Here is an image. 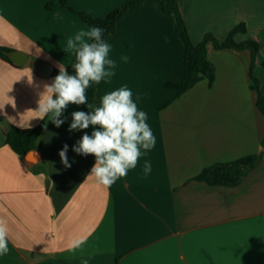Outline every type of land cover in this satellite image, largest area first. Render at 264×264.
I'll use <instances>...</instances> for the list:
<instances>
[{"label": "crops", "instance_id": "0c3cea01", "mask_svg": "<svg viewBox=\"0 0 264 264\" xmlns=\"http://www.w3.org/2000/svg\"><path fill=\"white\" fill-rule=\"evenodd\" d=\"M62 1L103 18L129 0H0V48L67 68L73 58L63 50L67 40L90 26ZM177 3L195 45L208 34L223 43L245 25L233 39H252L259 50L208 41L214 82L203 79L178 95L166 86L185 73L176 16L156 0L130 9L107 41L115 75L96 84L97 105L127 86L138 110L148 113L157 143L110 188L89 177L94 156L72 151L92 131H68L71 113L87 112L85 105H69L60 127L50 114L38 119L33 111L53 73L41 77L0 57V219L9 228V253L0 264H264V115L253 88L257 82L264 94V0ZM40 125L34 150L41 162L32 166L6 137L12 126ZM65 144L71 167L59 155ZM250 155L261 159L237 186L196 179L206 168ZM145 160L152 164L147 175ZM75 238L86 242L70 251Z\"/></svg>", "mask_w": 264, "mask_h": 264}, {"label": "clouds", "instance_id": "9594fccd", "mask_svg": "<svg viewBox=\"0 0 264 264\" xmlns=\"http://www.w3.org/2000/svg\"><path fill=\"white\" fill-rule=\"evenodd\" d=\"M105 31L99 26H91L67 40L63 50L74 55L75 62L71 66L74 74H69L61 65L59 74L43 86L33 112L41 120L50 114L51 121L60 127L65 122L61 117L69 105H86L90 111L71 113L68 131H84L90 127L92 131L91 134L85 131L72 151L82 156H94L89 177H95L100 185L110 188L118 178L127 176L129 169L136 168L142 155L155 148L157 138L147 122L148 113L138 110L127 86L103 95L99 105L88 102L87 90L92 84L115 75L116 61L109 57L111 45L104 39ZM122 59L127 61L128 58ZM68 148L65 144L59 152L65 167H71ZM143 171L145 175L152 171L151 161H144ZM8 240L7 222L0 219V256L9 253ZM85 242V238H75L70 242L69 250L75 251Z\"/></svg>", "mask_w": 264, "mask_h": 264}, {"label": "trees", "instance_id": "16d2710c", "mask_svg": "<svg viewBox=\"0 0 264 264\" xmlns=\"http://www.w3.org/2000/svg\"><path fill=\"white\" fill-rule=\"evenodd\" d=\"M149 0H129L124 5L114 9L107 16L103 18H94L85 12H76L72 9L66 1H62L63 8L70 9L77 13L82 20L91 26H99L104 28V39L107 42L110 36L114 33L118 23L125 17V15L134 7L143 6ZM161 4L162 11L165 14H174L176 16V27L178 34L185 46L184 56V68L185 73L183 79L178 82H168L166 86L177 89L178 95H182L189 89L193 88L197 83L203 79H208L210 84L215 80V68L207 57V42L212 40L217 48H250L253 53L259 50V44L252 40H246L244 42H236L233 37L239 32H246L245 25H239L235 27L228 35L227 39L223 43H219L211 34L205 37V40L195 45L188 33L185 21L179 9L177 0H156ZM10 50L0 48V57L7 61H10ZM75 62L74 55L70 65L67 67L69 74H74L72 64ZM59 74V70H54L53 76ZM258 91V105L261 112L264 115V94L261 92L258 83L253 86ZM88 102L97 105L96 97V84L87 90ZM86 107V105H85ZM87 111H90L86 107ZM42 132V125L35 128H18L12 126L6 137V143L15 151L18 155L24 157L30 150L35 149L37 139ZM261 155H250L238 160L228 163H218L209 168L204 169L200 175L197 176V180L207 182L210 185H222V186H237L239 185L247 173L253 169L260 161Z\"/></svg>", "mask_w": 264, "mask_h": 264}, {"label": "water", "instance_id": "95a60500", "mask_svg": "<svg viewBox=\"0 0 264 264\" xmlns=\"http://www.w3.org/2000/svg\"><path fill=\"white\" fill-rule=\"evenodd\" d=\"M8 55L15 65H29L32 70L41 77L47 78L53 73L54 66L48 61L30 60L28 55L18 51L10 52ZM24 158L29 165L38 166L41 162V152L38 150H30Z\"/></svg>", "mask_w": 264, "mask_h": 264}]
</instances>
